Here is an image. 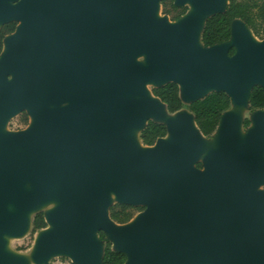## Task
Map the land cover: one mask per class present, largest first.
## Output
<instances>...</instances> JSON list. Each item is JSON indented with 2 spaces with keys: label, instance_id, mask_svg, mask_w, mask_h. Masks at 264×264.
<instances>
[{
  "label": "water",
  "instance_id": "obj_1",
  "mask_svg": "<svg viewBox=\"0 0 264 264\" xmlns=\"http://www.w3.org/2000/svg\"><path fill=\"white\" fill-rule=\"evenodd\" d=\"M14 1L0 0V26L18 23L0 55V264L57 254L103 264L100 232L124 264H264V110L242 139L231 109L247 111L264 88V39L240 19L228 42L201 39L229 0H174L193 8L176 22L158 16L160 0ZM146 83L178 84L188 107L229 96L204 169L195 163L207 137L193 112L170 113ZM25 110L29 128L6 132ZM149 121L167 128L153 146L140 138ZM113 197L145 210L117 224ZM48 203L31 259L11 253L6 238L24 236Z\"/></svg>",
  "mask_w": 264,
  "mask_h": 264
},
{
  "label": "trees",
  "instance_id": "obj_2",
  "mask_svg": "<svg viewBox=\"0 0 264 264\" xmlns=\"http://www.w3.org/2000/svg\"><path fill=\"white\" fill-rule=\"evenodd\" d=\"M162 13L170 16L171 21L180 20L188 12L187 7H178L174 0H162ZM242 20L253 32L254 36L264 39V0H229L226 11L222 14L212 16L206 21L201 39L205 47L226 43L231 39V27L234 20ZM16 23H9L0 30V53L3 48V40L6 36L14 33ZM235 49L229 54L233 55ZM152 93L166 104L170 113H176L184 108L180 98V88L176 83H168L159 88H153ZM250 109L252 111L264 110V88L256 86L250 95ZM231 104L229 96L225 92H213L205 98L193 102L188 107L195 116V122L202 134L210 138L217 130L224 111L228 110ZM26 120V119H25ZM249 120L244 121L247 128ZM167 136V128L164 124L149 121L146 128L141 132V141L145 146H153L159 138ZM198 167H202L198 164ZM138 208L129 205L115 204L110 208V217L117 224L130 222ZM32 233L47 227L44 214L38 213L33 220ZM100 239L104 242L105 251L103 264H124L127 257L124 253L112 250L111 243L103 232L99 233ZM68 264H73L69 262Z\"/></svg>",
  "mask_w": 264,
  "mask_h": 264
},
{
  "label": "rangeland",
  "instance_id": "obj_3",
  "mask_svg": "<svg viewBox=\"0 0 264 264\" xmlns=\"http://www.w3.org/2000/svg\"><path fill=\"white\" fill-rule=\"evenodd\" d=\"M18 1L19 0H16V1L12 2V3L14 4V3H17ZM161 2H162V0H160V8H159V11H158V16H160V17H167L168 20L171 21L170 16L164 15L162 13L163 7H162ZM186 6L188 7V13H190L193 10V8H192V6H191V4H190L189 1L187 2ZM171 22H173V21H171ZM16 24H18V23H16ZM0 27L3 28V25H1ZM254 39L257 42L262 41L260 38H257L256 36H254ZM0 55H1V53H0ZM138 61L139 62H143L144 59L140 58V59H138ZM148 86L149 85L146 83L145 84V88H146L147 94L150 95L149 89L151 90L155 85L154 84H151L149 87ZM245 107L246 106L235 107V108H238L240 114L242 115V127H241V131H240V134H241V138L242 139L243 138H246L247 133H248V129H249V128H246L243 125V121L244 120H247V119L251 120L252 119V116H253V113H254L249 108L246 111ZM242 108H243V110H242ZM184 109H188V105L187 104H184ZM231 109L233 110L234 109V106H231ZM166 118H168V117H166ZM31 121H32L31 116L28 114V111L25 110V111L20 112L19 114H17L13 118H11L7 122L4 130L6 132H8V133H15V132L24 131V130H26V129L29 128V126L31 124ZM251 124H252V121H251ZM140 136H141V134H140ZM215 136L216 135L213 134L210 138H205L204 139L203 151H202L200 157L197 159V162L195 163V167L196 168H198V164H202L203 165L204 158L207 156V154L209 152H211L212 150L216 149V147H217V141L215 139ZM138 140L139 139H138V135H137L135 137V141H138ZM198 169H201V170L204 169V165L201 168H198ZM257 190L258 191H264V184L259 185L258 188H257ZM115 204H117V201L113 197V199H112V205H115ZM54 207H55L54 204H52V203L49 204L48 203V204L42 206L41 208H38V209L34 210L32 212V215H31V218H32L31 225H30L27 233L24 236H22V237H7L6 238V240H7V247H8L7 249L11 253H13L14 255H16V256H20V257H23V258L29 256L30 259H31L32 252L34 253V250H35V244H36V239L38 237V233H40V232L35 233V234L32 233V229H33L32 224H33L34 217L39 212H43L44 214H46L47 212H49ZM135 208H138V209L136 211V214H135L134 218L139 213H141V212H143L145 210V207H143V206H138V207H135ZM12 210H14L13 207H12ZM47 227H48V225H47ZM97 237L99 238L98 235H97ZM69 262H71V259L68 256L62 255V254L54 255L49 260V263L50 264H68Z\"/></svg>",
  "mask_w": 264,
  "mask_h": 264
},
{
  "label": "bare ground",
  "instance_id": "obj_4",
  "mask_svg": "<svg viewBox=\"0 0 264 264\" xmlns=\"http://www.w3.org/2000/svg\"><path fill=\"white\" fill-rule=\"evenodd\" d=\"M240 107H241V106H240ZM232 108H233V107H232ZM245 109H246V107H245ZM234 110H238V108H235V107H234ZM242 110H243V108H242ZM238 111H239V110H238Z\"/></svg>",
  "mask_w": 264,
  "mask_h": 264
},
{
  "label": "flooded vegetation",
  "instance_id": "obj_5",
  "mask_svg": "<svg viewBox=\"0 0 264 264\" xmlns=\"http://www.w3.org/2000/svg\"><path fill=\"white\" fill-rule=\"evenodd\" d=\"M175 4V3H174ZM183 7H187V6H183ZM188 8V7H187ZM198 168H201V167H198ZM202 248H205L204 246H202Z\"/></svg>",
  "mask_w": 264,
  "mask_h": 264
}]
</instances>
